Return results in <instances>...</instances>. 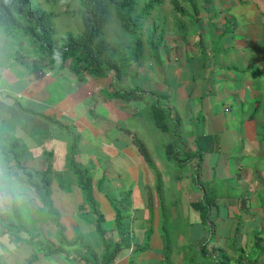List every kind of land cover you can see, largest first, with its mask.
Listing matches in <instances>:
<instances>
[{"label": "crops", "instance_id": "crops-1", "mask_svg": "<svg viewBox=\"0 0 264 264\" xmlns=\"http://www.w3.org/2000/svg\"><path fill=\"white\" fill-rule=\"evenodd\" d=\"M212 1L220 17L211 19L209 39L201 33L197 47L177 41L173 52L161 44L158 57L152 51L133 61L123 79L113 72L78 76L71 62L52 63L38 49L29 55L31 66L24 60L13 63L11 51L14 68L0 64V116L7 141L20 139L14 120L17 102L23 112L45 122L73 126V131L66 130L81 136L83 147L76 148L75 159L80 167L91 168L107 241L121 242L111 198H126L129 241L112 264H215L200 251L209 238L210 250L222 249L227 264H264V0ZM133 87H141L143 97L112 96L114 88ZM156 99L170 105L181 122L180 158L202 151L200 164L194 159L178 166L171 160L166 148L173 140L165 144L163 155L154 154L143 137H150V129L142 112L150 113ZM102 135H110L109 140ZM38 136L33 131L21 137L33 140L30 145L23 141L18 150L21 166L12 150L0 148V264H88L76 255L81 249L78 235L99 256L104 252L97 214L85 204V193L69 165V150L64 146L62 158L55 147L39 150L50 136L40 141ZM137 139L146 144L152 163ZM100 145L109 149L94 150ZM100 153L108 158L103 160ZM49 166L48 201L58 217L24 175L34 173L33 181L41 186L44 180L38 172ZM197 169L200 182L194 179ZM206 191L212 201L208 223L195 205L205 199ZM164 228L172 243L169 261Z\"/></svg>", "mask_w": 264, "mask_h": 264}, {"label": "trees", "instance_id": "trees-1", "mask_svg": "<svg viewBox=\"0 0 264 264\" xmlns=\"http://www.w3.org/2000/svg\"><path fill=\"white\" fill-rule=\"evenodd\" d=\"M31 0H0V29L4 34L8 36H15L17 34L24 36H31L34 42L37 44L39 50L45 52L52 63L59 61L61 65L68 62L71 69L78 76H107L108 73L113 72L117 79H123L128 75V71L133 61L140 60L145 52V38L143 32V25L141 23L142 18L148 15L156 6L164 3L165 0H149L144 9L140 13H136V0H119L115 4V10L119 21L123 28L128 32L130 38L133 39L134 51L133 53H124L120 56L113 58L107 57L109 54V45L106 39L102 36L103 30L108 22V8L114 0H80L81 4L85 8V28L77 34H68L61 47H57L53 43V37L56 32L53 18L54 12H45L41 8H29L27 5ZM195 10L194 19L198 22L200 17L198 16V6L195 0H189ZM211 0H204L207 4ZM175 6L178 8L179 4L175 0ZM164 41V34L160 35V38L155 41L152 37L147 39V42L154 52L156 57L159 56L160 45ZM158 98L161 97L157 92L153 93ZM144 90L141 87H133L126 90H119L114 88L112 91L113 97L125 98L127 100L143 97ZM151 112L155 118L158 126L164 131L172 130L174 136L173 141L167 146L166 152L168 157L175 161L178 166H184L186 163L196 159V163L200 164L203 160L202 151L195 152L194 154L188 153L187 158L181 159L180 155L182 149L179 147V141L181 138V122L178 118L174 117L172 107L170 105H161L159 100L156 99L151 103ZM1 135V134H0ZM75 140L70 148L71 157L69 165L71 169L76 173L79 184L85 193V204H89L92 210L97 214V229L101 233L103 240L105 241V250L99 256L92 248L91 244L84 240L82 235H78V240L81 246L80 251L76 254L81 259H84L88 264H112L121 251L124 243H128L129 232V217L126 214V198L112 197L111 201L116 211V221L118 226V233L121 236V242L107 241L105 238L106 232L102 229L101 224L103 220V214L98 210V203L93 196V182L91 176L90 167H80L75 159L76 148L78 145V137L74 136ZM3 141V140H2ZM18 140H15L9 146V149L13 151L14 158L18 165L21 164V154L18 151ZM137 144L146 157V159L152 163L149 150L146 144L137 139ZM0 146L4 149H8L7 145L0 141ZM19 167V166H18ZM22 168V167H21ZM51 167L46 171L38 172L41 174L43 184L40 186L33 181L34 173L24 171V175L27 177V181L37 191L44 204L51 210L56 217L59 212L48 201L47 191L49 190L50 179L49 174ZM198 169L194 174V179L200 182ZM157 190L161 201V206L164 204L163 200V188L162 179L159 174L157 181ZM203 201L195 203L196 207L201 211L203 221L208 223L210 207L212 201L209 200L208 192ZM165 238V251L166 259L169 261L168 252L171 250L172 243L164 228ZM211 239H207L200 245L201 255L204 259H213L215 264H227L229 257L222 249L215 247L210 250ZM145 248V247H144ZM142 250V248L140 249ZM71 257V256H69Z\"/></svg>", "mask_w": 264, "mask_h": 264}, {"label": "rangeland", "instance_id": "rangeland-1", "mask_svg": "<svg viewBox=\"0 0 264 264\" xmlns=\"http://www.w3.org/2000/svg\"><path fill=\"white\" fill-rule=\"evenodd\" d=\"M118 1L119 0H114L109 5L108 22L102 33V36L106 39L109 45V54L107 55V57L110 58L116 57L118 55L120 56V54L124 53L131 54L135 49L133 39L130 38V35L123 28L121 22L117 17L115 4ZM148 1L149 0H136V13L142 12ZM211 1L205 4L204 0H195L199 9V22L194 19V16L196 15L195 10L189 0H177L179 4L178 8L175 6V0H165L163 4L156 6L148 15H145L141 20L145 38V57H147L148 54L152 52L147 42V39L149 37H152L155 41H157L160 38V35L164 34V41L161 47H164L165 50H172V47L177 48V45H179L177 41H179L182 46L183 44L188 43V46H191L190 43H192L197 47V44L199 43V38L197 36H200L201 33L203 34V38L209 39L208 36L210 35V33H207L210 29L213 30V26H210V21L213 18L220 17V15L215 16L213 10L214 5L212 4L214 3V1H212V3ZM27 7L41 8L45 12L55 13L53 21L56 32L53 37V43L57 47H61L63 45L68 34L77 35L81 33L85 28V8L81 4L80 0H31ZM221 20H223L222 17L220 19V22ZM213 38L216 39V35H214ZM15 39H22L23 41L21 43H18L14 41ZM35 49H38V47L31 36L17 34L15 36H11L7 40V37L0 29V64H10L14 68L13 63L16 64L18 59L19 61L24 60L27 65L31 66L29 55L32 52L36 51ZM8 51H11L13 53V63L9 61L11 54ZM24 67L26 66L24 65ZM17 106L20 107L18 102ZM18 107L16 108V116L14 118L15 122H17V138H20L18 140L19 143H21L20 145H18V150L23 147L22 142L24 140L22 138L30 134V132L33 133V131L36 132L37 135H39L37 138V140L39 141L45 138V135L50 136L49 141L47 143L42 142L38 149L40 150L41 148H45L47 146L55 147L58 150V156L60 158L64 156V146L66 148V151L69 150L70 152L72 143L75 140L74 136L79 138H77L78 150L80 151L82 149L83 142L80 141L81 136L75 135L76 133H67L66 129H71L73 131V126H68L65 123H61L59 125H56L54 123L50 124L42 120L40 117H36L33 114L23 112V110L19 109ZM3 110V108L0 109V114L2 115L4 112ZM6 110L8 111V109ZM9 111L11 113L14 112L13 109H10ZM142 115L145 118L144 122L147 128L150 129L148 130V135H150V137H146L145 135H143V137L151 145L156 156L163 155L165 144L173 140L172 134L163 132L161 128L157 126L152 112L148 114L146 112H142ZM31 128L33 131H31ZM0 134V141L3 144L6 143L7 148H9V143L13 139H16V137H13L12 140L7 141V137L5 135L7 134L6 123L1 120V116ZM62 134L67 135L63 140L58 138V135ZM11 136L12 135H10V137ZM102 138L109 140L110 135H102ZM32 141L33 140L28 139V141L24 142L27 143V145H30ZM95 143L97 144V142ZM84 144H86V141H84ZM0 148L4 149L2 148V146H0ZM106 149H109L108 146L100 145L94 150L102 152ZM66 156L68 157V154ZM100 157L103 160H106L108 158V156L106 155L102 156V153H100ZM162 171L164 172V174H168L166 166H162Z\"/></svg>", "mask_w": 264, "mask_h": 264}, {"label": "clouds", "instance_id": "clouds-1", "mask_svg": "<svg viewBox=\"0 0 264 264\" xmlns=\"http://www.w3.org/2000/svg\"><path fill=\"white\" fill-rule=\"evenodd\" d=\"M0 176H2V173H0ZM12 193H9V197L11 198L12 197Z\"/></svg>", "mask_w": 264, "mask_h": 264}]
</instances>
